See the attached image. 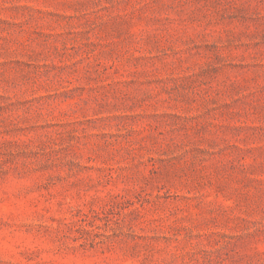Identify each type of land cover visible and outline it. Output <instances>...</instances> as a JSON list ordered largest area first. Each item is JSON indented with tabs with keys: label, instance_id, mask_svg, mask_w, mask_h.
I'll return each mask as SVG.
<instances>
[{
	"label": "rangeland",
	"instance_id": "374dc122",
	"mask_svg": "<svg viewBox=\"0 0 264 264\" xmlns=\"http://www.w3.org/2000/svg\"><path fill=\"white\" fill-rule=\"evenodd\" d=\"M0 264H264V0H0Z\"/></svg>",
	"mask_w": 264,
	"mask_h": 264
}]
</instances>
